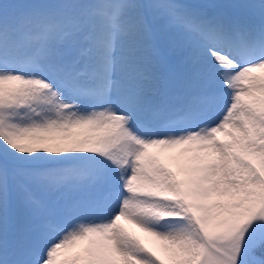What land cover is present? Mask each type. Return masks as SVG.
<instances>
[{
    "label": "snow or ice",
    "instance_id": "1",
    "mask_svg": "<svg viewBox=\"0 0 264 264\" xmlns=\"http://www.w3.org/2000/svg\"><path fill=\"white\" fill-rule=\"evenodd\" d=\"M0 264H264V0H0Z\"/></svg>",
    "mask_w": 264,
    "mask_h": 264
},
{
    "label": "rangeland",
    "instance_id": "2",
    "mask_svg": "<svg viewBox=\"0 0 264 264\" xmlns=\"http://www.w3.org/2000/svg\"><path fill=\"white\" fill-rule=\"evenodd\" d=\"M138 233H139V230H136ZM144 239H145V242L146 243H150L151 242V240H152V238H150V237H147L145 234H143V233H139Z\"/></svg>",
    "mask_w": 264,
    "mask_h": 264
}]
</instances>
